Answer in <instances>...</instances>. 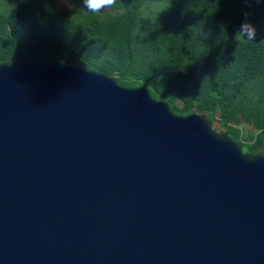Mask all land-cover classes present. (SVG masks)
I'll use <instances>...</instances> for the list:
<instances>
[{
  "label": "water",
  "instance_id": "95a60500",
  "mask_svg": "<svg viewBox=\"0 0 264 264\" xmlns=\"http://www.w3.org/2000/svg\"><path fill=\"white\" fill-rule=\"evenodd\" d=\"M63 59L0 65V264H264V156Z\"/></svg>",
  "mask_w": 264,
  "mask_h": 264
},
{
  "label": "trees",
  "instance_id": "16d2710c",
  "mask_svg": "<svg viewBox=\"0 0 264 264\" xmlns=\"http://www.w3.org/2000/svg\"><path fill=\"white\" fill-rule=\"evenodd\" d=\"M55 1L0 0V65L82 64L176 115L218 116L221 133L264 156V0H117L98 14ZM245 13L251 42L236 39Z\"/></svg>",
  "mask_w": 264,
  "mask_h": 264
},
{
  "label": "clouds",
  "instance_id": "9594fccd",
  "mask_svg": "<svg viewBox=\"0 0 264 264\" xmlns=\"http://www.w3.org/2000/svg\"><path fill=\"white\" fill-rule=\"evenodd\" d=\"M82 9L88 13H100L104 8H116L117 0H81ZM245 15L244 22L241 23L239 30L236 33V39L241 40L245 35L248 40L245 42H251L255 40L256 28L247 20V13Z\"/></svg>",
  "mask_w": 264,
  "mask_h": 264
},
{
  "label": "rangeland",
  "instance_id": "374dc122",
  "mask_svg": "<svg viewBox=\"0 0 264 264\" xmlns=\"http://www.w3.org/2000/svg\"><path fill=\"white\" fill-rule=\"evenodd\" d=\"M55 5H56V8L69 7V4L63 0H56ZM101 10H105V8ZM194 113L202 114L198 111H195ZM210 125H211L212 130L215 131L216 133L221 134V132L223 131V128L218 125V116L214 117ZM241 127L243 129H251L249 126H246V125L241 126Z\"/></svg>",
  "mask_w": 264,
  "mask_h": 264
}]
</instances>
